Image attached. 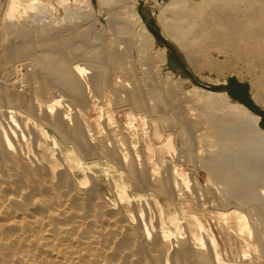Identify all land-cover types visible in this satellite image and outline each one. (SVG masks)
Masks as SVG:
<instances>
[{"label":"bare ground","instance_id":"1","mask_svg":"<svg viewBox=\"0 0 264 264\" xmlns=\"http://www.w3.org/2000/svg\"><path fill=\"white\" fill-rule=\"evenodd\" d=\"M165 4L163 24L181 48L199 5L212 6V17L224 21L234 13L247 15L243 25L215 31L247 68L264 70V0ZM135 5L132 0L125 23L112 24L120 38L113 44L91 32L89 17L59 24L40 0H0V264H261L264 246L258 256L250 243L243 252L234 248L254 231L255 240L264 236L261 119L225 92L209 93L220 98L219 106L200 109L186 99L170 105L178 110L172 116L163 115L165 104L155 93L161 86L136 77L120 47L122 37L155 44ZM250 81L256 103L264 106L258 95H264V74ZM107 95L113 106L131 111L128 127L134 114L145 115L147 148L138 151L139 139L136 146L116 120L106 121V132L94 130L89 109ZM153 98L159 99L156 107ZM179 117L190 142L180 159L205 172L208 187H191V177L173 165L162 173L150 170L153 160L146 152L154 153V141L175 153L172 134L182 133ZM162 130L171 134L164 137ZM183 196L189 201L182 203ZM207 211L236 220V232L228 225L225 230V249L202 221Z\"/></svg>","mask_w":264,"mask_h":264},{"label":"rangeland","instance_id":"2","mask_svg":"<svg viewBox=\"0 0 264 264\" xmlns=\"http://www.w3.org/2000/svg\"><path fill=\"white\" fill-rule=\"evenodd\" d=\"M40 1L45 5L48 4L49 8L47 10V14L49 15L51 14L50 16L55 20H57L58 23L60 20L59 24H62V22L63 23L68 22L69 20H71V18L74 21L79 22L82 21L83 16L84 18L89 17L88 20L89 25L87 24V26H89L91 32L95 33V35L98 34V36L103 38L104 41L106 42L108 41L107 43L112 41L114 44V42L115 43L118 42L117 39L119 37L117 35L118 37L117 38L115 35L116 33L114 34V31L112 29L113 28L112 24L114 25V21L115 23L116 22L125 23L127 21L126 17H128L127 13L132 0H77L76 3L73 2L70 5H61L60 4L61 0H49V1L40 0ZM134 1L136 2L135 10L142 18V21L144 22L148 31L154 37L155 44H149L137 37H136L137 39L136 38L130 39L129 42V40H124V38L122 37L121 40L123 39L122 41L125 43H121L120 45V47H122L121 50L124 51L121 52L122 54L125 55V61L128 63V65L130 67L132 66L131 68H133V70L131 68L130 69L132 70V72L135 74L136 77L146 80V82L148 80L150 83H154V84L156 83V85L157 86L159 85V87L161 86L160 89H162L166 94L164 95L165 99L163 97L164 92L162 90L161 92L158 93L155 91L154 92L157 94L159 99L161 100L163 99L161 102V100L155 98L156 102L157 100H159L160 102L159 104H161V106L165 104L164 105L165 107H162V110L164 111L163 115L166 114L165 115L166 117L172 116L173 113H176L178 110L176 109L171 111L170 105L176 104L177 101H178L177 103H181V102L185 103L187 102L188 99L193 103H197L198 106L197 105L196 106L200 109H203L205 106L206 107L215 106V104H217L216 106H219L220 98L218 99V97L216 98L210 97L209 93L225 92L228 94L229 98L232 101L238 102L246 106L252 113L259 116L261 119L260 121L261 127L264 129V106H260L256 103L254 99V93L256 91L252 88L250 81V77L253 75L256 78L262 76L264 74V70L247 68V66H245L243 61L240 60L239 57H237L234 53H232L233 50L232 43L230 41H225L223 38L217 36L215 31L217 29L218 31H224L225 29H227L228 25L241 26L248 21L249 18L247 15L244 14V16L241 15L239 17H236L237 15H235L236 13H234L229 21L226 20L224 21L221 20L220 18L212 17V9H213L212 6L210 7L205 4L199 5L200 13L194 16V19L191 21L192 27L190 30V35L187 37L186 40L187 44H185V47L187 45L188 46L187 48H185L184 46H182L181 48V46L176 44L173 38L170 35H168L167 33L168 29L166 25L163 24L162 17L163 14L166 12L167 4L165 3L168 0L162 2H158L157 0H134ZM191 1H194V3L198 2V0H191ZM84 3L85 4L88 3L89 6H87V4L85 6ZM50 5H52L51 6L52 8H50ZM67 10L69 11L66 12ZM81 10H83V12ZM66 13H68L69 15ZM74 15H76L77 17ZM112 19L113 21H111ZM239 22L240 24L241 23L242 24L239 25ZM119 43L120 42H118V44ZM139 49L144 52L139 51ZM217 49L222 51V54H219ZM163 51H165V60L163 56L161 57V53H163ZM244 56L243 59H246ZM247 59H249V57H247ZM146 66H150V67H146ZM147 68L149 70L151 68V70L149 71ZM24 74L25 72L23 71V69L18 68V76L20 78H23V76L21 77V75ZM258 95L261 99H264V95L262 94H258ZM108 96L109 95L105 96L104 99L103 97H101L103 102L101 101V98L97 99L98 100L97 102L98 103L100 102V104L101 103L102 104L98 105L97 102H94L89 109L87 118L90 121V124L93 126L94 130L95 131L99 130L98 132L100 133L102 132V130L106 132L107 129L105 128L107 127L108 124L106 123V121L109 122L108 119H111L113 120V122H115L116 120V122L120 126V129L128 136L134 139V144L136 146L140 144L139 145L140 147L138 146L139 149L137 148L138 151L143 150V145L147 148L149 146V142L145 137V133L143 130L144 128H142L143 123L141 120L142 118L145 117V115L143 113L134 114L135 122L132 123L131 128L128 127V124L130 122L128 115L131 113V111H128L126 109H119L113 106L114 99H111L112 97L110 98ZM155 99L154 98L153 100L151 99L150 102L152 101L151 102L152 106L156 107V104H153L155 102ZM169 99L173 101H170ZM184 100L186 101L184 102ZM162 103L164 104L162 105ZM179 120L180 117L178 118V121L176 120L177 125L175 124L178 128L179 126H181L179 125L181 120L180 121ZM101 124H103V126H101ZM181 131L182 133H180L178 136L177 134H172L173 137L172 143L174 148L176 147L175 153L172 152L174 154H172L171 152L168 153L167 151H164V149L162 150L161 142L159 141L153 142L154 144L156 143L155 146H157L155 147L156 150L154 151V153L152 152L149 154L146 152V155L149 158H151L153 161L155 159L158 160V161L155 160L157 163L151 160L152 161L150 165L151 172L162 173L163 169H165L169 165H173L180 174L187 173L188 178L191 177L189 178L191 179L189 181L192 182V183L190 182L191 187L194 186L195 182L198 184L199 188L205 186L208 187V185L210 186V183L208 182L209 181L208 176L206 175L205 172H203L202 170L194 169L188 163L183 162L184 161L183 159H180L179 152L186 151V149L188 148V144L190 145L189 136H187L189 135V133H187L185 129H182ZM169 133L167 131L162 130V135L164 137L169 135ZM184 136H186V138ZM187 138L188 141L185 140ZM137 139H139V144L137 143L138 142ZM179 140L180 141L184 140V141L180 143ZM183 143H185L187 147H183L185 145V144L183 145ZM160 151L162 152L160 153ZM165 152H167L169 156ZM155 153L157 156L155 155ZM158 153L160 154L159 156ZM155 156L157 158H155ZM154 163H156L157 167L155 166ZM161 163L162 165H160ZM160 166H163L164 168ZM180 200L182 203L189 201L184 199V196ZM191 203L193 204H191L190 207L195 208L196 206L195 200H191ZM205 217L202 218V221L204 222V224L206 222V226L210 225L213 232H215L219 242L221 243L222 248L225 249L226 247L230 246V242H228L224 233L227 231L226 228L228 229V227H229L228 230H230L231 232H236L237 230L235 226L236 220L234 218L227 220L223 218H219L211 214V211L205 212ZM255 234L256 233L254 231V236L253 234L251 236L244 235L241 240H239L237 243L235 242L236 244L234 243L236 246L234 248L239 252H243V250L244 251L247 250L246 245L250 243L249 246L255 247V250H253L254 248L253 247L251 249L253 251L251 252L254 253V255L258 256L259 254L257 255V253L260 252V249L264 246L261 245L262 243H260V241L264 242L263 240L264 236L258 235L256 238H261V237L262 238L260 240L259 239L255 240L254 239L256 236ZM249 238L251 241H249ZM256 250H258L257 253H255ZM248 255L249 257L253 256L251 255V253H249ZM258 257H260L259 258L260 263L264 264L263 256L260 255Z\"/></svg>","mask_w":264,"mask_h":264},{"label":"water","instance_id":"3","mask_svg":"<svg viewBox=\"0 0 264 264\" xmlns=\"http://www.w3.org/2000/svg\"><path fill=\"white\" fill-rule=\"evenodd\" d=\"M158 2H162V1H165V0H157Z\"/></svg>","mask_w":264,"mask_h":264}]
</instances>
